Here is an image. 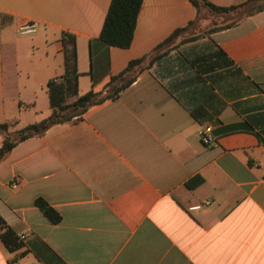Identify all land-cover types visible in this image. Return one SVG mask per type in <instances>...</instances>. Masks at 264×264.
Masks as SVG:
<instances>
[{"label": "crops", "instance_id": "1", "mask_svg": "<svg viewBox=\"0 0 264 264\" xmlns=\"http://www.w3.org/2000/svg\"><path fill=\"white\" fill-rule=\"evenodd\" d=\"M109 3L0 0V123L18 121L10 131L39 121L22 124V107L62 75L63 33L75 39L79 94L102 92L146 55L117 96L0 161V218L24 236L13 251L0 239V264H264V8L142 0L119 48L98 38ZM25 22L36 31L18 34ZM214 26L226 27L207 32ZM206 125L210 144L200 139Z\"/></svg>", "mask_w": 264, "mask_h": 264}, {"label": "trees", "instance_id": "2", "mask_svg": "<svg viewBox=\"0 0 264 264\" xmlns=\"http://www.w3.org/2000/svg\"><path fill=\"white\" fill-rule=\"evenodd\" d=\"M197 9L200 5L212 12L226 13L238 8L247 7L246 14H251L264 8V0H248L239 6L220 7L212 4L208 0H190ZM142 0H110L98 38L109 46L127 48L133 38V31L137 14L141 7ZM230 24H227L228 26ZM224 26V27H226ZM224 27H211L207 30L214 31ZM186 27H179L161 41L155 49H158L170 42L176 35ZM63 43V66L64 71L59 79H51L46 83L47 99L50 107V114L38 121L18 128L14 131L10 129L17 124V121L1 122L0 134L3 141L0 145V161L4 159L10 150L20 141L32 136L41 135L50 126L63 122H76L82 118L83 113L92 105L99 104L108 98H114L120 91L128 87L136 75L131 71L140 66L146 59V55L130 60L119 72L110 77V81L102 92L88 90L82 94L78 93L77 78L79 72L76 68V48L73 35L63 33L61 35ZM143 68V67H142ZM141 68V69H142ZM21 105L22 103L19 102ZM232 129L246 128L242 125H233ZM200 177H195L185 185L191 187L198 183ZM35 205L43 215L51 222L60 221V215L46 201L41 198L35 200ZM0 239L11 251L19 248L22 243L17 235L0 218Z\"/></svg>", "mask_w": 264, "mask_h": 264}, {"label": "rangeland", "instance_id": "3", "mask_svg": "<svg viewBox=\"0 0 264 264\" xmlns=\"http://www.w3.org/2000/svg\"><path fill=\"white\" fill-rule=\"evenodd\" d=\"M37 99L35 105H24L21 114V123L29 122L33 117L38 118L39 121L46 118L50 114V107L48 99L44 91L39 88L36 89ZM38 122V121H37ZM31 124V123H30ZM18 125V121L16 126ZM19 127V126H18ZM17 128V127H16Z\"/></svg>", "mask_w": 264, "mask_h": 264}, {"label": "built area", "instance_id": "4", "mask_svg": "<svg viewBox=\"0 0 264 264\" xmlns=\"http://www.w3.org/2000/svg\"><path fill=\"white\" fill-rule=\"evenodd\" d=\"M35 31H36V25L33 22H25L22 25H20L17 29V32L20 35L32 34ZM200 139L203 144L211 143V141L213 140V136L211 133L210 125H206L205 127L202 128V130L200 131ZM192 208H199V205H196ZM18 237L21 239L24 236L22 234H19Z\"/></svg>", "mask_w": 264, "mask_h": 264}]
</instances>
